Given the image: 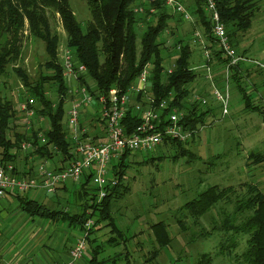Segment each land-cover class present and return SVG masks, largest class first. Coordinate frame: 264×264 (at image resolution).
I'll use <instances>...</instances> for the list:
<instances>
[{
  "label": "trees",
  "instance_id": "1",
  "mask_svg": "<svg viewBox=\"0 0 264 264\" xmlns=\"http://www.w3.org/2000/svg\"><path fill=\"white\" fill-rule=\"evenodd\" d=\"M83 1L87 5L90 20L82 27L73 14L69 0H0V77L6 74L9 65H14L19 59L21 37L26 26L30 37L44 44L47 55L45 66L49 74L41 76L35 86L27 84L28 79L20 69L14 70L13 68V71L22 77V89L25 90L21 91L19 101L31 99L33 105L30 108L35 113V124L43 118L49 125L48 129L33 124L29 131L19 132L10 127L18 109H15L12 102L0 93V163L13 164L16 173L22 177L34 175L33 166L36 160H47L56 167V162L59 160L64 164L72 159L71 143L66 138L67 130L63 125L64 101L67 97L68 85L63 79V67L58 59L59 37L51 29L48 11L53 13L52 15L59 16L67 37L66 47L74 56V61L86 67L87 76L80 78V81L91 93L97 96L106 95L111 89L126 93L136 83L144 68L150 65L149 91L147 92L150 100L145 98L144 93H139L135 99L143 107L158 108L160 102L165 100L168 103L167 111L175 108L183 112L184 118L181 124L186 130L192 132L191 140L194 139L200 127L206 126V119L209 115H214L215 108L209 104L202 106L196 102L189 104L187 101L189 86L196 80L195 69L190 64L192 55L188 41L184 42L180 39L175 41L174 50L177 47L180 49L176 50L178 56L174 61L173 71L169 75H163L165 58L162 51L165 43L160 42L159 39L168 30L167 26L172 14L161 0L151 4H147L145 0ZM177 1L185 4L184 6L191 15L201 23L202 33L209 35L210 28L206 21L203 0H191V4L185 0ZM215 2L230 44L236 51L239 46L238 39L252 26L259 0H215ZM137 7L143 8L141 14L134 11ZM178 17L180 20L179 15ZM141 25L144 27L138 48L137 30ZM209 43L208 49L212 54L213 72L219 64L225 69L227 62L222 60L219 53L215 51L211 40ZM245 52L238 55L245 56ZM263 72L264 70L256 67L237 65L230 69L228 81L232 82L240 94L243 111L259 113L263 116L264 124V108L254 104L255 96L251 94L252 90L248 89L251 86L248 83L250 75L252 73L262 75ZM5 84V82L1 84L3 88L6 87ZM46 86L53 87L59 97L54 107L45 94ZM256 86L254 85L255 92H257ZM199 107L206 110L198 111ZM139 123V116L133 110H129L122 121L127 134H132ZM41 132L45 143H41L38 137ZM26 141L31 143L32 149L22 152L21 144ZM187 142L168 141L160 148L175 146L176 153L172 158L179 153L181 156H187L189 154L185 147ZM59 156L61 158L56 160ZM131 156L132 154L125 152L118 160L112 162L109 177L115 180L116 185L108 184L105 187L106 195L100 201L98 200L99 190L94 186L90 187V177H87L77 190L71 192L79 204V211L76 213L67 211L65 208L50 209L23 196L25 193L15 194L20 210L31 218L66 222L70 227H78L79 231L82 230L87 220H94L86 240L92 248L89 264H109V260H98L100 247H92L94 240L90 238V235L95 227L104 222L107 223V227H111L112 235L116 234L119 239L122 238L121 230L112 223L111 209L113 202L122 198L127 190V187L123 186V181L128 168L126 159ZM250 157L253 160L260 158L255 165H264V153H251ZM162 158L152 157L144 160L140 165L152 160V162L161 161ZM20 160L24 161L21 171L18 169ZM244 185L246 184L242 186ZM62 190L68 191L65 186ZM245 190L246 194L239 196L234 187L211 186L199 194L196 199L186 202L180 209L181 214L184 216L187 213L195 222H198L218 204L232 205V212L222 211L219 230L227 236L224 238L226 243L220 246L221 250L229 253L230 249L236 247L235 236L242 235L246 237V250L238 258L241 264H264V195L251 184H247ZM178 225L183 232L186 231L182 221H178ZM150 230L159 248L169 246L171 239L165 223L152 224ZM113 238H109L107 242L114 243L115 238ZM122 241H124L123 238ZM157 252L153 251L151 259L155 258ZM120 256L122 255L118 257ZM115 259L113 263L116 262ZM125 259L128 260L127 257ZM210 263L211 258L205 256L198 264Z\"/></svg>",
  "mask_w": 264,
  "mask_h": 264
},
{
  "label": "rangeland",
  "instance_id": "2",
  "mask_svg": "<svg viewBox=\"0 0 264 264\" xmlns=\"http://www.w3.org/2000/svg\"><path fill=\"white\" fill-rule=\"evenodd\" d=\"M69 3L77 22L82 27L85 26L90 20L86 3L83 0H69ZM52 14L50 11L47 13L51 29L59 37L58 59L62 65L67 50V37L59 16ZM171 14L172 18L168 23V30L162 36L163 38L160 37L159 39L160 42L165 43L162 51L165 62L173 64L177 58L178 52L174 50L177 39L184 40V42L188 41L192 55L190 64L195 69L196 80L189 86L187 101L189 104L192 103L189 100L192 99L193 95L206 98L209 105L215 108L214 115H212L214 117L209 115L206 119V127L200 130L193 140H189L185 144L189 153L187 156H181L179 153L175 158H172L176 153V147L170 145L166 148H158L153 152L135 153L126 159L128 168L123 186L127 187V190L122 198L113 202L111 209L112 223L121 230L124 241L122 238L119 239L118 235L115 234V237L111 234V227H107V223L101 222L90 235V238L94 240L92 247L99 246L98 260H109V264H198L199 261H203L205 256L211 258L210 264H241L238 258L246 250L245 236H235L236 247L230 249L229 253L226 250L222 251L220 247L222 243H226L224 238L227 236L219 230L222 211L232 212V205L220 203L207 216L199 221L196 220L198 222H195L187 213L183 216L180 209L186 202L196 199L199 194L211 186L234 187L237 194L243 196L246 194L245 186L251 184L264 195V165H255V162L260 158L253 160L250 157L251 153H264L263 116L257 112H244L241 96L232 82H229L228 115L221 117V108L211 100V85L204 78L202 53L199 47L190 41V36L195 31L202 33L203 27L195 17V22L188 24L180 21L178 15L172 12ZM143 27L141 25L137 30L138 48ZM238 41L237 54L246 51L245 56L264 61V0L258 2V9L250 30L240 36ZM46 62L47 55L44 44L30 37L26 26L21 37L19 59L14 65H9L6 74L0 77V83H6L5 88L2 87V83L0 84V93L12 102L15 109L21 102L19 101L21 91L25 90L21 88L23 87L22 77H19L13 68L14 70L20 69L28 79L27 84L35 86L41 76L49 74L45 66ZM213 63L215 64L216 61ZM215 78L217 87L223 89L226 80L225 69L220 64L215 67ZM249 81L248 83L251 84L248 87L249 90L254 91V85H257V91L258 88L260 89L257 95H253L254 98H258L254 104L264 108V89L261 90L264 74L252 73ZM45 94L54 107L59 100L56 90L46 86ZM144 95L146 99L149 97V93ZM68 100L66 98L64 101L63 125L66 130L67 113L70 108ZM201 110L206 109L199 107L198 111ZM24 119L22 113L16 110L15 118L10 123V127L19 130V132L24 131ZM35 125L43 129L46 128L45 121L43 123L37 122ZM96 126L93 125L92 128ZM20 157L22 158V155ZM152 157L163 158L161 161L154 160L152 162V160L140 165L144 160ZM60 158L59 156L56 160ZM41 161L36 160L33 166L34 170ZM23 164L24 161H18L20 171ZM27 169H29L28 166ZM243 184L246 185L242 186ZM67 186L68 195L61 192L55 195L46 194L38 190L33 191L34 193L27 192L23 196L37 201L45 198L53 200L51 202L41 201L40 204L50 209L67 208L70 212L76 213L79 211V204L71 192L77 190L80 185L68 183ZM90 187H93L91 183ZM178 221L183 222L186 228L185 232L181 230ZM158 222H163L168 227V235L171 241L167 247L159 248L150 230L151 225ZM18 228L22 230L21 235ZM31 228L34 230L33 234L30 232ZM7 230V232H3L5 235L15 236V238L12 237L14 239L8 243L7 248L10 247L13 252L18 253L25 252L30 246H36L35 249L39 248L41 245L37 246L32 235H36V232L45 233V229L42 230L41 226L36 227L35 223L27 224L21 221L16 222L13 227ZM53 230L55 231L51 235H55L49 237L45 244V248L50 249L51 254L64 236L74 243L79 231L78 227H69L64 224L55 225ZM47 235L48 232L42 238ZM111 237L115 238V242L109 244L107 241ZM91 251L92 248L86 243V251L83 253L85 262L91 259ZM153 251L158 252L155 258L151 259ZM118 253H122V256L118 257ZM33 254L35 263L43 260L38 251L35 250ZM114 259L116 260L115 263H113ZM149 259L150 261H148Z\"/></svg>",
  "mask_w": 264,
  "mask_h": 264
},
{
  "label": "built area",
  "instance_id": "3",
  "mask_svg": "<svg viewBox=\"0 0 264 264\" xmlns=\"http://www.w3.org/2000/svg\"><path fill=\"white\" fill-rule=\"evenodd\" d=\"M158 1L160 0H145L147 4ZM161 1L169 11L179 15L180 21L183 23L193 24L195 22L194 16L179 1ZM203 2L210 32L206 36L195 31L190 36V41L197 45L202 53V69L205 80L211 85V100L219 105L223 118L228 115L230 69L241 65L264 70V61L238 55L230 44L215 0H203ZM134 11L141 14L143 8L137 7ZM209 40H211V45L219 53L221 59L227 62L223 89L217 87L214 79L212 54L208 49ZM179 49V47L176 48L177 51ZM62 67L63 79L68 85L66 98L69 99L70 108L67 113L68 131L66 138L71 143L72 159L64 164L60 163L61 160H59V165L56 167L47 160H42L36 165V171L32 177L20 176L16 173L13 164L0 163V201L8 195H21L30 191L40 190L46 194H55L59 188L68 183L80 185V183L85 182L87 177H90L91 184L99 190L98 200L100 201L106 195L105 187L108 184L116 185L115 180L109 177L110 167L112 162L118 160L123 153H148L157 150L168 141L187 142L191 140L192 132L186 130L181 124L184 118L183 112L175 108L167 111L168 103L165 100L160 102L158 108L143 107L141 103L135 100L139 93L146 94L149 91L150 65L144 68L128 92L120 93L116 89H111L108 94L98 96L81 84L80 78L87 76V69L74 61V56L68 49L65 51ZM163 68V75H169L173 71L174 63L165 62ZM147 99L150 100V96ZM189 102H196L202 106L209 104L206 98L197 95H193ZM32 105L33 101L28 99L20 102L17 107L25 118L24 127L26 131H29L35 124V113L30 108ZM129 110L138 114L140 119L139 125L132 134H127L122 125V121ZM44 121L45 129H48L49 125L45 119L40 118L38 122L43 123ZM93 125L99 126L102 130L103 135L98 140L90 136L91 130L94 129L92 128ZM205 127H200L198 132ZM90 128L91 130H89ZM38 137L41 139V143L46 142L42 132L39 133ZM30 149H32L30 142L26 141L21 144L22 152H27ZM92 226V220L89 219L85 222L82 230L78 233L75 245L69 252L68 260L64 264H75L82 258L86 251L88 231Z\"/></svg>",
  "mask_w": 264,
  "mask_h": 264
},
{
  "label": "crops",
  "instance_id": "4",
  "mask_svg": "<svg viewBox=\"0 0 264 264\" xmlns=\"http://www.w3.org/2000/svg\"><path fill=\"white\" fill-rule=\"evenodd\" d=\"M187 3L191 4V0H185ZM200 23V22H199ZM201 24V23H200ZM255 74V73H254ZM264 74V72H263ZM264 89V83L262 84L261 90L263 91ZM252 95H257V93L260 92V89L258 88V91L255 92V90L250 91ZM257 97V96H256ZM146 98V97H145ZM255 98L254 101H256ZM217 108V106H216ZM90 136L98 140L101 135H103L102 130L99 126H96L93 130L90 132ZM59 165L58 162H56V166ZM36 168L34 170L35 174ZM84 182L80 183L83 184ZM68 189V186H65ZM74 187V186H73ZM31 193H34L33 191H30ZM28 192V193H30ZM59 192L64 193L65 195H68V191H63L62 187L57 190L55 194H58ZM73 192V191H72ZM54 194V195H55ZM28 198V197H27ZM34 200V199H31ZM37 201V200H34ZM42 202H48V201H53V200H48V199H43L41 200ZM41 201H37L39 203H42ZM46 204V203H44ZM65 210L69 211L67 208ZM22 222V223H27V224H34L36 227L41 226L42 230H44L45 233H39L36 232V235H32V238H34V242L38 245H41L39 248L30 246L28 249H26L25 252H13V249L7 248L8 243H11L12 240L15 238V236H7L3 232H7L8 228L10 229L15 225L16 222ZM4 224V225H3ZM57 224H64L65 226L67 225L66 222L58 221V222H53L49 220H44L40 218H31L27 216L24 212L20 210V204L18 199L16 198L15 194L8 195L4 199L0 201V264H64L69 257V252L70 248L75 245V242H71L68 237H63L62 241L58 245V247H54L53 254L49 250L45 248V244L47 242V239L49 237H53L54 235H51L55 230H53L54 226ZM7 225L8 228H7ZM28 227V226H26ZM70 227V226H69ZM18 231L20 232L19 234H22V230L18 228ZM32 228L30 229L31 234H33ZM76 231V230H75ZM17 232V231H16ZM48 232V235L42 238L46 233ZM79 233V231H78ZM41 238V240H40ZM77 239V238H76ZM11 241V242H10ZM17 241V240H15ZM66 243V244H65ZM65 244V245H64ZM30 245V244H29ZM34 248V249H33ZM38 251L42 255V261H36V263L33 261L34 259V251ZM122 255V253H118L117 256ZM121 257V256H120ZM75 264H89L88 262H85L83 259V256L80 260H78Z\"/></svg>",
  "mask_w": 264,
  "mask_h": 264
}]
</instances>
